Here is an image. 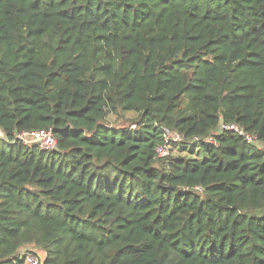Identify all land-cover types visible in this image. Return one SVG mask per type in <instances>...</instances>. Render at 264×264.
<instances>
[{
    "label": "trees",
    "instance_id": "1",
    "mask_svg": "<svg viewBox=\"0 0 264 264\" xmlns=\"http://www.w3.org/2000/svg\"><path fill=\"white\" fill-rule=\"evenodd\" d=\"M39 129L55 150L16 139ZM29 245L264 264V0H0V264Z\"/></svg>",
    "mask_w": 264,
    "mask_h": 264
},
{
    "label": "built area",
    "instance_id": "2",
    "mask_svg": "<svg viewBox=\"0 0 264 264\" xmlns=\"http://www.w3.org/2000/svg\"><path fill=\"white\" fill-rule=\"evenodd\" d=\"M222 131H232L240 135H243L247 141H254L255 137L251 134L245 132L243 127L235 122L231 123H222L220 129ZM16 135V139H20L25 144H36L43 149L55 150L58 145V139L54 135L52 129H39L33 131H20ZM164 143L157 146V153L160 157H166L172 154L173 143L179 142L183 137L176 132H172L168 129H165L164 133ZM207 143L216 144V139L214 136H210L205 139ZM195 141H200L199 137H195ZM24 264H43V260L39 255H36L33 252H27L25 254Z\"/></svg>",
    "mask_w": 264,
    "mask_h": 264
},
{
    "label": "rangeland",
    "instance_id": "3",
    "mask_svg": "<svg viewBox=\"0 0 264 264\" xmlns=\"http://www.w3.org/2000/svg\"><path fill=\"white\" fill-rule=\"evenodd\" d=\"M135 116V114L133 113V112H127L126 114H125V117H123V118H120V117H118V116H110V119H111V121H116V120H118V119H120L119 121H118V123L119 124H124V123H126V120L127 119H130V118H132V117H134ZM118 118V119H117ZM172 148H173V146H172ZM191 148H192V145H188V147H187V151L186 152H188V151H190L191 150ZM173 152H176L178 149L175 147V148H173ZM24 252H25V254L27 253V252H33V253H35L36 255H40L41 256V259H43L44 260V251L41 249V248H39V247H35V246H33V245H29V246H27V247H25L24 249H23V251L21 252L22 254H24Z\"/></svg>",
    "mask_w": 264,
    "mask_h": 264
}]
</instances>
